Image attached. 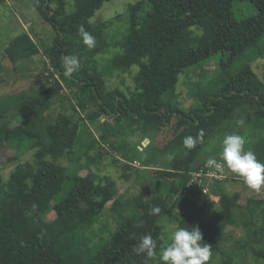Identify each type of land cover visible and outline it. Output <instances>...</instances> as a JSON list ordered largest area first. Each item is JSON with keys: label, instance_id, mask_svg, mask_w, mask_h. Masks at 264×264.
<instances>
[{"label": "trees", "instance_id": "trees-1", "mask_svg": "<svg viewBox=\"0 0 264 264\" xmlns=\"http://www.w3.org/2000/svg\"><path fill=\"white\" fill-rule=\"evenodd\" d=\"M68 1L73 3V11H68ZM107 1L33 0L40 17L51 25L56 36L52 45L46 46L50 58L44 67L48 72L47 86L39 91L10 94L0 101V126L7 145L15 151L14 157L34 151L33 160L18 162L7 180L0 174V264H33L51 248V211L59 217L73 209L80 214L90 210L88 221L103 214L102 201L108 192L116 190V181L92 168L95 160L100 163L102 155L109 152L103 148L98 160L89 155V150L97 144L102 146L110 137L117 138L125 124L134 128L139 140L121 157L111 159L124 170L125 178H130L128 172L135 167L142 169L153 193L148 200L138 193V213L116 228L88 264H144V257L132 252L137 243L133 233L137 238L151 233L158 247L157 256L149 264H163L159 250L170 239L162 221L172 214L179 217L178 227H199L202 243L209 244L211 253L221 254L225 253L226 228L235 222V213L243 221L246 217V238L227 256L226 263L233 264L235 254L244 256L247 247L257 261L261 260L264 190L250 189L247 196L242 190L222 189L223 185L215 182L211 192L220 193L216 202L202 187H187V183L192 172L209 158L198 157L201 150L234 117H245L249 125L254 124L259 134L250 149L264 161V81L252 65L264 58V0H144L131 5L125 38L116 44L123 49L109 60L112 74L114 70L126 72L134 64L140 65L136 86L127 93L117 88L108 90L107 72L98 67L97 58L108 47L104 39L106 22L90 20ZM144 2L147 9L143 8ZM81 25L95 38L91 48L82 41ZM5 53L16 64L41 53V48L25 30L8 42ZM72 54L79 57L80 67L66 76L62 59ZM237 62H242L238 68ZM190 68H195L196 90L203 106L185 110L172 102V93L180 84L181 74L194 77ZM3 69L0 61V72ZM66 90L74 91L77 103H72V107L78 116L61 108L52 122L42 126L40 120L46 110L57 102L71 100ZM174 115L175 135L159 152L175 151V157L149 155L140 160L132 154L136 153L135 147L146 152L152 146L151 137L147 146L142 142L148 137L147 129L139 131L146 119L155 117L157 123L165 126ZM15 118L17 123L11 126ZM82 125L94 126L97 133L78 151ZM201 130L203 142L187 149L184 137H195ZM61 158L67 162L60 163ZM239 180L232 178L239 182L237 185ZM63 189L64 195L55 201ZM145 201L150 204L144 205ZM152 207H159L160 212L150 214ZM141 222L142 227H136Z\"/></svg>", "mask_w": 264, "mask_h": 264}, {"label": "rangeland", "instance_id": "rangeland-1", "mask_svg": "<svg viewBox=\"0 0 264 264\" xmlns=\"http://www.w3.org/2000/svg\"><path fill=\"white\" fill-rule=\"evenodd\" d=\"M139 1L144 0H109L96 11L90 20L93 23L106 22L104 39L108 47L103 48L104 50L97 59L99 69L107 72L108 90L117 88L121 92L127 93L136 86V74L140 70L139 64H134L130 71L120 72L114 70V74H112L110 73L112 68L109 60L116 52L122 51V46L116 44L123 42L125 38L129 26L130 6ZM143 8L147 9L145 2ZM67 9L73 11L74 6L71 1H68ZM237 14L240 15L241 13L237 12ZM25 30H28L39 44L41 53L23 59L16 64L12 63L5 53V47L14 36ZM55 36L56 33L51 25L40 17L33 0H0V61L4 67L0 72V101L10 94H20L22 91L32 92L34 89L39 91L47 86L45 75L48 72L45 71L44 67L47 62H50V58L46 53V46L52 45ZM241 64L242 62H237L236 67L238 68ZM252 65L255 72L264 81V58L253 61ZM214 67L213 64L210 68L213 70ZM195 68L194 70L190 68V74H194ZM193 76L189 79L186 73L181 74L180 84L176 92L172 93V102L185 110L203 106V100L196 90L198 78L195 74ZM73 90H76V88H73ZM73 90L65 91L71 100L67 99L65 103L57 102L45 111L40 120L42 126L52 122L60 110L66 108L68 114L78 116V112L76 113L72 107V103H77ZM240 119H243V125L237 124ZM240 119L234 117L227 128H220L219 133L210 139L198 157H219L224 135L233 132L243 135L247 141L245 147L250 149L257 141L256 135L259 132L255 129L254 124L249 125L245 117ZM112 120V118H109V121L112 122ZM176 121V115L165 126L160 125L159 122L157 123L155 117L146 119L144 121L145 125L139 131L142 133L143 129H147L145 135L148 137L142 138V142L144 146H147L151 137L152 146L146 152L138 151L135 147L136 153L132 152V154L140 160L147 159L149 155L166 156L169 159L175 157V151L159 152V149L161 150L163 146H166L175 135L174 123ZM16 123L17 118L12 120L10 124L14 126ZM82 128L78 151L83 150L84 145L89 143L94 134L97 133L94 126L90 128L82 125ZM95 136L98 137V135ZM117 136V138L110 137L108 142H102V146L97 144L89 150V155L95 156V159H98V154L103 148L109 152L102 155L100 163H96L95 160L92 168L101 175H110L116 181V190L108 192L102 201V204H104L103 214L95 221H88L87 214L90 210L87 213L80 214L78 210L73 209L68 214L59 217L54 211H51L48 214V218L52 221V227H49L48 241L52 242V246L33 264H88L92 260L94 252L112 236L116 228L127 218L138 213L139 210L135 200L138 193H143L147 200L152 195L153 189L149 185V177L141 174L142 169L135 167V169L128 172L130 178H125L124 170L111 159V156L121 157L125 152H128L129 147L135 145L134 141L139 140L138 134L132 126L125 124V129ZM14 153V149L7 145L4 130L0 126V174L4 180H7L11 170L18 162L33 160L34 151L32 150L18 158L14 157ZM86 158L87 156L84 155L83 159ZM58 161L62 164L67 162L63 158ZM83 173H86V170ZM231 179L227 178L224 181L228 182ZM224 181L219 182V184ZM239 181H241V185H244L242 180ZM64 192L63 189L62 192L58 193L55 201H58L64 195ZM116 201H118L117 204ZM148 202L145 201L144 205L150 204ZM262 207L264 208V206ZM237 214L240 217L241 213L237 212ZM178 218L177 215L172 214V216H168L165 222L162 221L163 226L166 227L168 238L171 231L178 227ZM242 219L243 217L238 218L235 213V222L229 224L226 228L223 243L225 253L212 252L207 264H229L226 263L227 256L237 250L239 242L246 238L248 219L246 217L244 221ZM233 264H264V258L257 261L250 248L247 247L244 256L235 254Z\"/></svg>", "mask_w": 264, "mask_h": 264}, {"label": "clouds", "instance_id": "clouds-1", "mask_svg": "<svg viewBox=\"0 0 264 264\" xmlns=\"http://www.w3.org/2000/svg\"><path fill=\"white\" fill-rule=\"evenodd\" d=\"M79 34L84 45L91 48L94 46L95 38L81 25ZM64 74L71 76L80 67L79 57L75 54L67 55L62 59ZM243 125V119L237 121ZM204 131L201 130L195 137L187 135L183 139V145L187 149H193L198 143L203 142ZM246 138L238 132L225 134L221 142L219 160L216 156H210L206 160V167L221 171L226 166L235 176L251 190L260 192L264 190V161L258 159L254 151L246 148ZM212 193V192H211ZM210 193V195H211ZM160 212L159 207H152L150 214ZM136 227H142V222ZM137 239L132 252L144 257V264L157 256V242L151 233L142 234ZM170 242L160 248L159 258L163 264H207L211 258V248L204 241L199 227H177L170 233Z\"/></svg>", "mask_w": 264, "mask_h": 264}, {"label": "built area", "instance_id": "built-area-1", "mask_svg": "<svg viewBox=\"0 0 264 264\" xmlns=\"http://www.w3.org/2000/svg\"><path fill=\"white\" fill-rule=\"evenodd\" d=\"M205 165L195 169L192 172V176L187 183V187L197 185L199 187H202L205 193L210 194V184H213L215 182H222L229 177V173L226 166L223 167L221 171H217L216 169H210Z\"/></svg>", "mask_w": 264, "mask_h": 264}, {"label": "crops", "instance_id": "crops-1", "mask_svg": "<svg viewBox=\"0 0 264 264\" xmlns=\"http://www.w3.org/2000/svg\"><path fill=\"white\" fill-rule=\"evenodd\" d=\"M228 173H229V177H230V175H232L231 177L233 178V177H235V178H237V176H235V174H233L230 170L228 171ZM238 183V182H237ZM222 185H223V187H222V189H225V188H227L229 191H231V192H235V191H240V190H242V192H244V193H246L245 195H247V196H250V192H249V188L247 187V186H245V187H247V189H244L245 187H243V185H241V184H239V185H237L236 184V182H233L232 181V179L231 180H229L228 182L226 181V182H224V183H222ZM211 198L214 200V201H218V199H220V193H211ZM263 208V207H262Z\"/></svg>", "mask_w": 264, "mask_h": 264}]
</instances>
